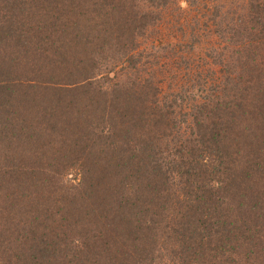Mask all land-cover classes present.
Here are the masks:
<instances>
[{"label":"trees","instance_id":"trees-1","mask_svg":"<svg viewBox=\"0 0 264 264\" xmlns=\"http://www.w3.org/2000/svg\"><path fill=\"white\" fill-rule=\"evenodd\" d=\"M24 1L29 2V6L32 4L36 6L37 10L46 11L42 7V0ZM89 1L94 2V0ZM223 1L146 0L147 11H156V19L154 18L156 27L149 22L146 23L144 19L137 29L134 27L135 29L128 33H131L133 38L138 34L140 37H145L152 30L150 35L154 38V42L159 44L160 50L166 55L171 52L178 60L176 68L179 72H188L194 76L193 81L202 79L200 73L202 69L206 70V66L208 70L213 69L209 64L215 65V69L221 66L223 74L226 58L230 64L232 63V67L241 68L240 52L232 55V48H242L247 51L244 53L245 64H253L245 70L262 75L264 73V0H237L236 4L240 3V5L234 11L230 10L229 0H225V4ZM214 2L221 3L223 12L210 9ZM183 4H186L185 9ZM236 4L232 6L237 7ZM121 6L125 9L124 3ZM213 6H216V3ZM105 8H108V5H105ZM178 11H182L183 15L176 16ZM33 17L35 18V15ZM125 27L127 26L121 27L120 30L124 34L116 41L120 42L121 39L127 38L125 32L128 29L125 31ZM184 27L191 31L184 30ZM114 34L113 32L112 36L115 37ZM213 39L216 40L215 45L212 44ZM176 41H183L186 45L180 47L187 48L193 47L194 44H203V47L198 46L195 50L203 51L205 57L211 58V61H207L204 65L187 62L183 55L184 50L174 49L179 47ZM135 52H137L136 60L129 62L134 69L135 65L143 62V54L150 59L157 58L156 63L158 59H168L163 56L164 54L147 55L144 50L143 52L134 50ZM212 52L215 54L213 55ZM99 62L107 63L106 59ZM117 67L120 65L114 69ZM123 71L125 69L121 68L120 73H114L116 77L111 78L112 82L115 80V87H120L117 88L120 90L116 91L121 93L120 95L115 91L114 94L111 93L113 98L109 100L113 104L104 99V102H101L98 94L93 95L98 90H103L100 87L101 83L96 82L94 76L87 75L83 78L82 88L96 89L90 93L89 99L83 100L86 102L85 107L77 113L75 122L79 123L93 116L100 122L103 120V126L99 122L92 128L98 130L99 137L109 139L111 146L120 142L119 140L117 142L115 137L118 136L117 129L122 126L129 128V131L142 132L145 126L151 125L156 134L151 135L142 145L134 146L128 143L127 146L123 145L125 149L113 150V155L118 154L116 151H124L125 154L122 157H112L110 162L102 166V172L100 171L96 177L99 186H95V189L94 186H89L83 190L80 197L83 198L78 205L82 210H86L84 215L89 217L92 223L97 221V217L99 219L104 217L108 221L107 227L101 224L99 230L96 228L97 233L93 237H97L100 243L95 239L91 242V248L96 249L100 256L108 255L110 264H122L118 248L133 249L135 260H126L131 263L137 260L143 262L152 256H159V259L169 256L173 260L172 264H264V123H262L264 87L259 89L258 83L252 76L240 80V77L233 73L234 76L229 78L231 86L229 83L215 93L216 103L213 108L218 110L212 111L211 113L217 114L210 116L209 113L201 112L202 107H196L195 110V107L184 105L190 95L183 90L181 83H177L176 87H173L175 90L167 95L164 94V89H156L159 84H163V81H159L153 89L154 92L157 91L154 94V97H157L154 102L157 112L150 113L145 106L148 101L145 88L147 87L151 92L153 82L145 81L147 77L145 79L141 77V80L131 78L126 83V75L121 74ZM207 84L209 83L204 82L197 87H205ZM209 86L211 87V84ZM212 89L214 90L211 87L209 91ZM196 93L193 91L192 96ZM142 95L147 101L143 100ZM58 99L57 103H50L48 100L43 102L42 99L38 100L35 97L31 102H25L24 98H21L16 118L14 117L10 125L11 129L15 130V121L20 119L26 125L19 129L20 138L52 137L60 131L72 134L74 129H65L64 119L73 113V102L61 99L60 102ZM116 107L132 108L120 114L113 112ZM253 108L259 110L253 113L255 112ZM195 111L199 114L193 115ZM182 114L195 122L193 127L189 126L188 133L183 131L181 120L177 121V116L181 118ZM260 114L263 117L259 119ZM152 116L156 119L149 124L148 121ZM246 116L251 122L252 119L254 121L258 119L259 127L241 128L242 121L247 120ZM170 117L173 118L174 128H178L179 136L186 138V145L191 146L186 148L182 144L184 140L180 145L175 144L173 156L176 158L172 161L169 160L172 151L164 149V142L161 144L168 136L163 132L159 134L162 127H166L163 122L167 121L168 124ZM1 118L0 123H2ZM188 122L182 121V124ZM2 126L6 127V125ZM218 127H221L220 131H217ZM194 131L197 133L194 134ZM189 136H192V139H189ZM44 142L43 147L48 148L50 143L58 154L59 149L53 142L49 140ZM215 144L217 150L214 148ZM96 146L100 148L99 144H94V147ZM196 152L207 159H201L199 156L197 158L201 159L200 163L193 161L196 158L190 163L191 160L186 156L193 157ZM214 152L217 156L213 154ZM257 153L263 155V159L256 157ZM191 164L192 169L189 168ZM48 167L51 168L50 165H46L45 171ZM119 169L122 170L118 172ZM178 169L180 170L177 171ZM251 183L253 185H250ZM253 187L254 190L250 191L249 188ZM90 190L94 192L88 194ZM242 193L244 197L249 196L247 204L241 201ZM20 194H17V199L21 203L25 197H20ZM88 197L93 205L87 206ZM174 198L177 201L175 204L170 202ZM160 217L163 218L161 222L155 221ZM134 221H139L140 225ZM154 230L158 231L154 232ZM158 232L159 234H156Z\"/></svg>","mask_w":264,"mask_h":264},{"label":"rangeland","instance_id":"rangeland-1","mask_svg":"<svg viewBox=\"0 0 264 264\" xmlns=\"http://www.w3.org/2000/svg\"><path fill=\"white\" fill-rule=\"evenodd\" d=\"M224 1L223 4H225ZM11 2L15 3L11 4ZM41 2L46 11L37 10L36 6L32 3V6H29V2L24 0H0V33L2 34H0V117H2V123H0V264H110L108 255L100 256L96 249L91 248V242L97 238L93 237L97 233L96 228L99 230L101 224L107 227L108 221L104 217L103 219L97 217V221L92 223V220L84 215L86 210H82L78 202L82 201L83 197H80L84 189L89 186H94L95 189V186H99L96 177L100 171L102 172V166L110 162L112 157H122L125 154L124 151H116L118 154L113 155V150L125 149L123 145L127 146L128 143L134 146L142 145L156 133L151 125L145 126L142 132L129 131V128L122 126L117 129L118 136L115 137L117 142L118 140L120 142L111 146L109 139L99 137L98 130L92 128L100 122L95 116L76 123L77 113L86 104L83 100L89 99L90 93L96 89L82 88L83 78L87 75L94 76L96 82L101 83L100 87L103 90H98L93 95L98 94L101 102H104V99L113 104L110 101L113 98L111 93L114 94L115 91L117 95L121 94L117 92L120 90L117 88L120 87H115V80L113 79V82L111 80L116 77L114 73L118 74L121 68L125 69L121 74L126 75V83L131 78L141 80V77L144 79L147 77L145 81L153 82L151 92L147 87L145 88L149 102L143 95L142 97L147 101L145 106L150 113L157 112L154 104L157 98L154 94L157 91L154 92L153 89L159 81H163V84H159L156 89H164V94L167 93V95L175 90L173 87H176L177 83H181L180 86L190 95L188 102L184 105L190 108L195 107V110L196 107H202L201 112L204 111L212 116L217 113L211 112L218 110L213 108L216 103L215 93L230 83L229 78L238 75L242 80L244 77L252 76L258 83L259 89H262L264 73L260 75L257 72L245 70L253 64H245L244 53L247 51L242 48H232V55L240 52L241 63L239 64L244 69L232 67V63L230 64L226 58L223 74L221 66L215 69V65L209 64L213 69L208 70L206 66V70L202 69L200 73L202 79L193 81L194 76L188 72H179L176 68L178 60L171 52L166 55L163 50H160L159 44L154 42V38L150 35L152 30L145 37H140L138 34L139 37L133 38L132 34L128 33L135 29L134 27L137 29L144 19L146 23L149 22L156 27V20H154L156 11H147L146 0H94L93 3L89 0H42ZM122 3L126 10L121 6ZM215 3L216 6H213ZM229 3L230 10L233 11L240 5V3L236 4L237 0H229ZM233 4L237 7L232 6ZM105 5H108V8H105ZM213 5L210 7L212 11L223 12L220 2H214ZM183 8H186V4H183ZM182 15L183 12L178 11L176 16ZM125 25L127 26L125 31L128 29L125 32L127 38L118 42L116 39L124 34L120 29ZM184 30L191 31L185 27ZM113 32L115 37L112 36ZM214 41L216 40L213 39V45H215ZM176 43L179 47L174 49L184 50L183 55L187 62L204 65L207 61H211V58L205 57L203 51L195 50L198 46L203 47V44H194L193 47L187 48L180 47V45H186L183 41H176ZM134 50L141 52L144 50L147 55L164 54L163 56L168 59H158L156 63L157 58L150 59L143 54V62L135 65L134 69V66L132 68V64H129L137 58V52L134 53ZM212 54L215 53L212 52ZM102 59H106L107 63L99 62ZM109 61L111 63H108ZM117 65L120 67L114 69ZM228 71H230L229 75ZM174 72L177 74H173ZM204 82L211 84L214 90L209 91L211 89L209 84L205 87H197ZM193 91L197 93L192 96ZM262 92L264 93V90ZM33 97L42 99L43 102L48 100L50 103H57L58 98L60 102L61 100L72 101L74 111L64 119L65 129H74L72 134L60 131L52 137L20 138L19 129L26 125L20 119L15 121V130H12L10 125L17 114L21 98H24L25 102H31ZM191 97L193 99H190ZM131 108L116 107L113 112L123 114ZM253 109L255 110L253 113L259 110ZM197 114H199L198 111H195L193 115ZM262 117L263 115L260 114L259 119ZM246 118L247 120H241V128L259 127L258 119L255 121L252 119L251 122L248 116ZM153 119L156 117L152 116L148 123H152ZM168 119V124L167 121L163 122L166 127H162L159 134L163 132L168 136L162 140L161 144L164 142V149L172 151V156L168 153L171 158L169 160L172 161L176 158L173 156L175 144L180 145L184 140L182 144L186 148L191 146L186 145V138L179 136L178 128L175 129L172 125L173 118ZM180 120L183 131L187 133L190 130L189 126L193 127L195 123L183 114L181 118L177 116V121ZM182 121L189 122L184 125ZM102 122L103 120L100 124L103 126ZM220 129L221 127H218L217 131ZM195 133L197 131H194ZM188 138L192 139V136ZM45 140L53 142L58 147V154L50 143L48 148L43 147ZM94 144H99L100 148L94 147ZM108 145L111 147H107ZM216 147L217 144L214 145V148ZM188 153L191 156V153ZM195 154L193 157L186 156L188 160H191L190 163L194 158L196 159L193 161L196 163H200L201 159H207L201 156V153L199 155V152ZM213 154L217 156V153ZM199 156L201 159L197 158ZM262 156L259 153L256 154V157L260 159H263ZM46 165H50L51 168L48 167L45 171ZM189 168L192 169V164ZM121 170L119 169L118 172ZM101 182L104 181L101 180ZM249 190L253 191L254 187ZM91 192L94 191L90 190L88 194ZM19 193H21L20 197H25L21 203L17 199ZM242 194L241 201L247 204L249 196L245 194L247 196L244 197V193ZM88 199L89 197L87 206L93 205L92 200ZM171 200L173 204L177 202L175 198ZM26 214L29 215L25 216ZM162 219L160 217L155 221L159 223ZM134 222L140 225L139 221ZM128 227L130 228V225ZM157 231L154 230V232ZM96 242L100 243L97 239ZM118 249L122 264L173 263L169 256L160 259L159 256H152L143 262H139L141 260L127 262L135 260L132 254L133 249Z\"/></svg>","mask_w":264,"mask_h":264}]
</instances>
